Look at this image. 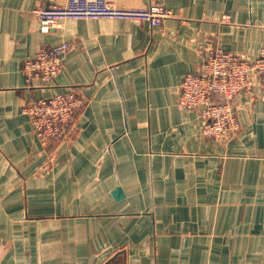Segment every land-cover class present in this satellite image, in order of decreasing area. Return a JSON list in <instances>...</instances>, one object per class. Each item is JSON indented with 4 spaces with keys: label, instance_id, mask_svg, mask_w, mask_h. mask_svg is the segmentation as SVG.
I'll return each mask as SVG.
<instances>
[{
    "label": "crops",
    "instance_id": "0c3cea01",
    "mask_svg": "<svg viewBox=\"0 0 264 264\" xmlns=\"http://www.w3.org/2000/svg\"><path fill=\"white\" fill-rule=\"evenodd\" d=\"M151 1L171 11L160 26L44 33L31 11L65 0H0V264H264V91L236 96L224 142L177 105L208 49L258 56L264 0ZM62 41L61 72L27 82L25 60ZM69 89L84 101L73 135L43 146L21 110Z\"/></svg>",
    "mask_w": 264,
    "mask_h": 264
},
{
    "label": "built area",
    "instance_id": "2783aa9c",
    "mask_svg": "<svg viewBox=\"0 0 264 264\" xmlns=\"http://www.w3.org/2000/svg\"><path fill=\"white\" fill-rule=\"evenodd\" d=\"M31 13L44 33L60 28L71 19L144 22L155 27L172 15L170 10L152 1L146 8L121 9L110 0H65L63 5L38 6ZM69 48L67 41L41 47L23 64L26 81L41 80L49 85L61 72ZM253 80L264 91V44L255 58L219 48L208 49L198 72L186 74L181 81L177 105L182 110L197 112L204 136L224 142L239 130L234 99L239 93L247 92ZM83 107V99L69 89L32 101L21 113L28 116L35 136L46 146L72 137L73 123Z\"/></svg>",
    "mask_w": 264,
    "mask_h": 264
},
{
    "label": "water",
    "instance_id": "95a60500",
    "mask_svg": "<svg viewBox=\"0 0 264 264\" xmlns=\"http://www.w3.org/2000/svg\"><path fill=\"white\" fill-rule=\"evenodd\" d=\"M113 195H114L115 199H120L123 197V192L120 188H117L113 191Z\"/></svg>",
    "mask_w": 264,
    "mask_h": 264
}]
</instances>
